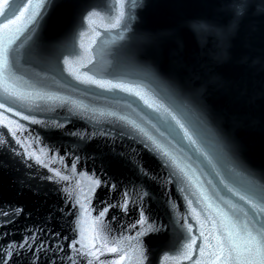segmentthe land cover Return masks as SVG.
I'll use <instances>...</instances> for the list:
<instances>
[{"label":"water","instance_id":"1","mask_svg":"<svg viewBox=\"0 0 264 264\" xmlns=\"http://www.w3.org/2000/svg\"><path fill=\"white\" fill-rule=\"evenodd\" d=\"M114 4L46 0L14 38L21 56L0 82V248L12 254L0 264H134L137 244L144 264L206 261L201 232L210 241L221 212L247 209L228 187L264 184V0H125L129 31L96 18L94 36L83 16ZM160 104L186 113L203 155ZM141 207L160 230L137 237ZM78 236L95 259L68 247Z\"/></svg>","mask_w":264,"mask_h":264},{"label":"snow or ice","instance_id":"2","mask_svg":"<svg viewBox=\"0 0 264 264\" xmlns=\"http://www.w3.org/2000/svg\"><path fill=\"white\" fill-rule=\"evenodd\" d=\"M46 0H28V2L23 3L21 6L16 2V0H0V14L4 15L5 19L2 24H0V82L5 78V75L11 74L12 65L10 64V58L19 62L21 53L18 49L14 47L13 41L16 35L22 31V25L35 23L36 15L38 11H43L45 9ZM135 7V4L132 5ZM115 12L110 13L106 16H101L100 13L95 11H90L83 16V21L88 25V30L92 32L94 36H98L100 33L95 31L97 26V19L99 18V24L103 25L105 28H120L124 32L129 31V25L131 24L132 17L126 8L125 0H115L113 5ZM244 5H240L236 10V16L239 15L240 9ZM19 9V12H17ZM26 16V21H25ZM198 29L212 30L208 25H197ZM80 36H84V32H80ZM88 47H91L89 45ZM68 58L65 57V63H67ZM96 83V81H92ZM14 94V93H9ZM151 107V105H149ZM3 105L0 104V108ZM170 119L174 122L175 126L183 132L184 139L190 142L192 147H196L194 137L199 135L198 130L193 127L186 115V113L179 108L165 107L163 104L158 105ZM28 119V117H24ZM11 132V129H9ZM191 133V134H190ZM0 143H4L0 140ZM196 151L201 155L204 153L200 148L196 147ZM207 159V157H205ZM46 166V165H45ZM50 171H54L50 169ZM55 175L61 179H67V177L61 176L59 172H55ZM237 176L242 175L241 173H236ZM225 181L221 180L223 184ZM93 184H98L99 181L93 179ZM244 183L247 187L241 189H234L233 187H228V191L236 196L238 200L242 201L244 205H247V209H242L238 205H231L233 212L226 213L221 212L220 215L223 218L226 226L224 227V232L222 235H218L216 231L210 232L211 240L201 232L200 241V256L207 257V260H201L196 258L194 264H264V184H261L259 189H256V184L251 177H248ZM129 203L127 195L123 199V203L120 205L122 211H126V205ZM83 207V205L81 206ZM108 209L105 208L104 211L100 213V217H103L104 212ZM15 211L19 212V209ZM242 217V218H241ZM147 217L143 207L139 210V219H137L136 224L141 227L136 230L137 237L144 236L148 232L159 231V227L148 226ZM77 226L79 227V220H77ZM130 227H133L130 225ZM189 234H191L192 226L188 225ZM215 228V224H213ZM99 237H95L90 241V244L98 242ZM123 240V237L121 238ZM205 241H208L205 243ZM80 244V248L76 251L80 255H87L95 259L99 254V249H92L85 253V248L88 247L83 242V236H78L72 244L68 247L72 248L73 244ZM119 243V241L117 242ZM196 237L193 236L191 240L184 247L189 248V245L196 244ZM11 248L15 249V245H11ZM22 247V245H21ZM104 247L109 252H117L118 248L116 245L109 247L107 244ZM136 250L140 253V257L134 261V264H144L146 253L143 247L139 244L136 245ZM131 253V249L129 250ZM0 252H3V257H0V262L10 256L12 253L6 249L0 248ZM16 254H19L18 252ZM167 255V254H166ZM192 256L190 250L179 253V259L188 260ZM131 259V256H129ZM121 261H125V256L120 255L115 261V264H120ZM87 264H92L89 260ZM99 264V262H98ZM127 264V262H125Z\"/></svg>","mask_w":264,"mask_h":264}]
</instances>
